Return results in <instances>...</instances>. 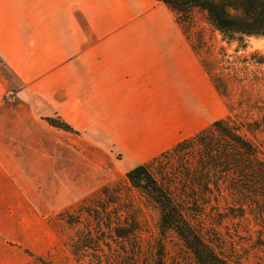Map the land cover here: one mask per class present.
Listing matches in <instances>:
<instances>
[{"label": "rangeland", "instance_id": "rangeland-1", "mask_svg": "<svg viewBox=\"0 0 264 264\" xmlns=\"http://www.w3.org/2000/svg\"><path fill=\"white\" fill-rule=\"evenodd\" d=\"M158 35L178 41L179 56L154 89L143 86L123 101L78 95L75 52ZM91 107L110 132L93 131L95 143L76 126L87 123ZM231 115L264 124V37L227 41L204 11L179 20L158 0H0V264H93L97 253L111 254L110 246L125 255L107 229L97 235L107 241L88 256L71 249L77 231L89 225L88 210L116 200L103 196L106 187L122 194L108 212H121L129 200L139 211L149 248L139 263L146 264L159 238V214L130 186L127 172ZM116 128L126 134L123 143ZM258 137L264 142V131ZM246 219H228L220 232L243 264H264V217L260 225ZM164 241L167 264H194L175 233Z\"/></svg>", "mask_w": 264, "mask_h": 264}, {"label": "trees", "instance_id": "trees-1", "mask_svg": "<svg viewBox=\"0 0 264 264\" xmlns=\"http://www.w3.org/2000/svg\"><path fill=\"white\" fill-rule=\"evenodd\" d=\"M158 1L179 20L190 19L194 9L204 11L208 22L227 41L264 37V0ZM49 119L58 128L72 130L65 122ZM262 131L264 124L258 121L232 115L216 119L127 172L130 186L159 214V238L150 246L146 264H167L164 238L172 232L192 255L194 264H243L242 258L227 248L219 225L237 218L260 225L257 221L264 217V142H258ZM117 189L106 187L102 191L103 196L116 197L111 204L88 210L89 225L77 231L71 244L75 256L86 257L88 249L101 247L107 240L97 235L105 229L124 245L125 255L110 246L111 254L97 253L93 264H140L145 250H149L132 201L121 212L115 208L114 214L108 212V207L120 201L117 196L122 194ZM223 202L227 211L221 209ZM247 229L253 234L250 225Z\"/></svg>", "mask_w": 264, "mask_h": 264}, {"label": "crops", "instance_id": "crops-1", "mask_svg": "<svg viewBox=\"0 0 264 264\" xmlns=\"http://www.w3.org/2000/svg\"><path fill=\"white\" fill-rule=\"evenodd\" d=\"M178 33L179 31L174 37L181 40V35ZM178 41L164 42L159 35L151 40L101 41L98 47L99 52L91 51L89 55L88 52L81 51L79 54L75 52L73 69L78 95L89 97L90 102L93 97L112 96L121 97L120 101H123L131 94L140 95L139 91L143 86L150 85L148 89H154V82L161 80L162 72L168 74L171 72V66L175 63L173 59L179 56ZM176 69V67L173 68L172 73ZM85 113L88 116L87 123L76 124V126L85 132L87 141L95 143L93 131H96L98 135L110 137L108 128L100 122L101 112L98 113L91 107ZM116 117L114 121L122 119L119 115ZM122 134L117 131V128L113 133L120 143H123V137L126 135Z\"/></svg>", "mask_w": 264, "mask_h": 264}]
</instances>
